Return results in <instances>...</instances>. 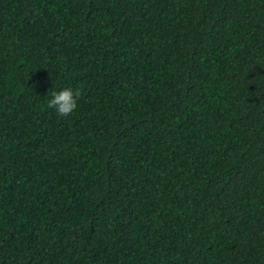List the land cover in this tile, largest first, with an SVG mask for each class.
<instances>
[{"label": "trees", "instance_id": "trees-1", "mask_svg": "<svg viewBox=\"0 0 264 264\" xmlns=\"http://www.w3.org/2000/svg\"><path fill=\"white\" fill-rule=\"evenodd\" d=\"M0 264H264V0H0Z\"/></svg>", "mask_w": 264, "mask_h": 264}, {"label": "clouds", "instance_id": "clouds-1", "mask_svg": "<svg viewBox=\"0 0 264 264\" xmlns=\"http://www.w3.org/2000/svg\"><path fill=\"white\" fill-rule=\"evenodd\" d=\"M81 94L80 89L69 87L52 91L47 99V108L58 117H70L78 109Z\"/></svg>", "mask_w": 264, "mask_h": 264}]
</instances>
